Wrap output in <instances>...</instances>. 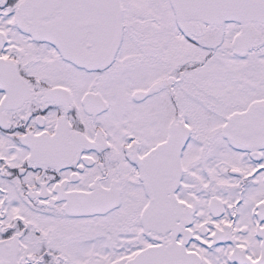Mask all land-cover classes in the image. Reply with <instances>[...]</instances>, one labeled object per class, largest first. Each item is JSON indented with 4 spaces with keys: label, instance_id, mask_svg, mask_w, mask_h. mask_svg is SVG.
Instances as JSON below:
<instances>
[{
    "label": "snow or ice",
    "instance_id": "obj_1",
    "mask_svg": "<svg viewBox=\"0 0 264 264\" xmlns=\"http://www.w3.org/2000/svg\"><path fill=\"white\" fill-rule=\"evenodd\" d=\"M0 264H264V0H0Z\"/></svg>",
    "mask_w": 264,
    "mask_h": 264
}]
</instances>
